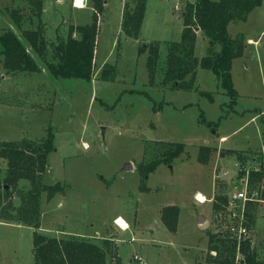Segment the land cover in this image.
Listing matches in <instances>:
<instances>
[{"label": "rangeland", "instance_id": "374dc122", "mask_svg": "<svg viewBox=\"0 0 264 264\" xmlns=\"http://www.w3.org/2000/svg\"><path fill=\"white\" fill-rule=\"evenodd\" d=\"M42 1L49 50L43 59L29 51L40 73L7 74L0 60V143L40 142L48 128L55 135V151L48 156L42 184L58 183L62 190L52 199L42 194L39 232L57 239L87 240L99 247H105L102 242L107 240L123 264H215L208 236L226 230L224 205L214 211L215 197L227 200L245 187L242 168L264 171V3L247 22L229 27L231 37L242 35L249 44L243 57L232 63L238 98L230 106L209 70L197 68L189 91L164 84L169 45L181 39L182 15L187 2L195 0H146L137 39L121 30L124 7L133 8L137 0H107L89 82L54 78L46 67L57 63L52 49L66 40L69 26L91 24L92 4ZM14 10L21 13L20 28L10 18ZM30 10L28 0H0V35L5 29L19 36L23 29H35L38 23ZM196 38L194 56L200 60L206 55L208 39L201 31ZM151 44L158 45L160 58L150 76L148 53L138 54V49ZM107 65L117 69L111 81L100 77ZM172 142L184 144L185 150L171 164L158 165L144 181L147 191H141L138 165L160 156L159 143ZM201 146L213 149L207 165L197 161ZM127 163L133 170L123 169ZM6 168L0 159V181L6 177ZM255 185L251 190L261 197L264 185L261 181ZM28 187L27 181L18 186L23 191ZM197 193L213 200L197 203ZM10 201L20 206L16 191ZM171 205L180 209L174 234L160 220L162 208ZM249 206L250 249L264 262V205ZM198 215L204 216V224L196 222ZM117 216L123 217L128 230L114 225ZM33 232L27 225L1 220L0 264H32ZM106 251L107 263L114 264L110 249Z\"/></svg>", "mask_w": 264, "mask_h": 264}, {"label": "trees", "instance_id": "16d2710c", "mask_svg": "<svg viewBox=\"0 0 264 264\" xmlns=\"http://www.w3.org/2000/svg\"><path fill=\"white\" fill-rule=\"evenodd\" d=\"M92 4V15L90 25L69 26L65 41H61L52 51L57 63H48L46 70L54 78L80 79L91 81L94 71V51L96 37L100 28V19L105 12L106 0H88ZM263 0H195L187 2L183 19V29L180 40L171 42L167 54V63L164 72V84L173 88L189 91L196 80V70H209L218 80L219 88L229 97V105L237 102L238 93L235 91L232 81L231 68L234 59L243 57L245 49L244 36L237 35L233 38L229 35V26L233 23L247 21L248 15L260 7ZM31 5L30 13L37 20L35 29H23L20 36L9 29L2 31L0 42L2 50L0 57L3 61V69L7 74L17 73H40L38 63L30 55V50L40 59L46 57L49 45L45 41L44 27L41 19L43 4L41 0H28ZM146 0H137L133 8L124 7L122 15L121 30L125 36L137 39L143 23L146 11ZM21 14V13H20ZM14 10L10 12V18L20 28L21 16ZM201 31L203 37L208 39L206 55L202 59L194 56L196 45V32ZM78 33L79 38L74 39L73 34ZM147 55V71L155 73L159 61V47L151 44L138 49V54L144 52ZM117 69L115 66L107 65V69L101 72L103 81L114 79ZM189 78L188 82L187 79ZM212 101L210 94H205ZM210 123H208L209 125ZM215 125V124H213ZM46 136L40 142L23 139L20 141H4L0 143V159L6 162V177L0 181V221L9 220L15 224L27 225L34 229L32 235L33 263L32 264H109L107 263V251L110 249V259L114 264H123L116 255L115 249L107 240L102 243L105 247L80 240L66 237L57 239L41 234L40 230V199L44 192L52 199L61 186L42 184V175L46 172L48 156L55 151V135L52 129L46 130ZM160 156L152 163L139 164L137 169L141 175L139 188L147 191L144 181L156 167L162 163L171 164L172 160L178 158L184 149L182 143H159ZM213 152L211 147L201 146L197 161L201 165H207ZM244 173L240 171V176ZM29 183L28 189L18 188L21 182ZM261 181L264 185V171H251L249 183L253 187ZM21 199V204L14 207L10 200L15 193ZM226 203L225 196L215 197L213 210L220 211ZM180 209L178 206L163 207L160 212L162 224L174 234L178 229V217ZM249 219L251 215H248ZM209 252L216 251V257L212 258L215 264H235L237 243L229 238H222L220 234H209ZM250 241L240 245L239 251L242 255V264H264L258 259L257 254L251 251ZM106 249V250H105Z\"/></svg>", "mask_w": 264, "mask_h": 264}, {"label": "built area", "instance_id": "2783aa9c", "mask_svg": "<svg viewBox=\"0 0 264 264\" xmlns=\"http://www.w3.org/2000/svg\"><path fill=\"white\" fill-rule=\"evenodd\" d=\"M74 6L76 5L75 0H73ZM79 7V6H77ZM244 173V185L245 187H241L234 191L233 194L229 195V197L226 200V203L224 204L223 208V214H224V220L226 223V230L225 233H220V236L222 238L227 237L229 240H233L237 243V253L236 255L239 256L240 251V245L244 242H249L251 240V232H252V225H250L249 217L250 214L249 208L250 203H259L261 205H264V194L261 195V197H258V192H252L251 190L253 188L252 185L249 183V177L251 170H246L245 168H242L241 170ZM255 172H261L260 170H255ZM264 189V188H263ZM201 194L197 193L194 195V200L197 203L203 204L206 202H210L213 200V198L207 199L202 195V198H199ZM226 198V196H225ZM120 218L116 219L114 221V225L119 227L121 230H128L129 225L123 221V223L119 222ZM251 243V242H250ZM251 245V244H250ZM209 255L214 258L216 257V251L212 250L210 251ZM238 256H235V264H242L243 259H239ZM135 259L138 261L140 260L139 257H135Z\"/></svg>", "mask_w": 264, "mask_h": 264}, {"label": "water", "instance_id": "95a60500", "mask_svg": "<svg viewBox=\"0 0 264 264\" xmlns=\"http://www.w3.org/2000/svg\"><path fill=\"white\" fill-rule=\"evenodd\" d=\"M123 169H124L125 171H128V170L131 171V170H133V169H132V165L129 164V163L125 164L124 167H123ZM196 222H197L198 224H204V222H205V218H204V216H203V215H198L197 218H196Z\"/></svg>", "mask_w": 264, "mask_h": 264}, {"label": "crops", "instance_id": "0c3cea01", "mask_svg": "<svg viewBox=\"0 0 264 264\" xmlns=\"http://www.w3.org/2000/svg\"><path fill=\"white\" fill-rule=\"evenodd\" d=\"M42 1V0H41ZM88 1V0H87ZM107 1V0H106ZM262 3H264V0H263V2ZM42 4H43V1H42ZM262 5V4H261ZM43 6H44V4H43ZM261 7V6H260ZM76 8H77V6H76ZM79 8V7H78ZM253 12V11H252ZM252 12L248 15V19H249V16L252 14ZM248 19H247V21H248ZM247 21H245V22H247ZM44 23V22H43ZM230 27V26H229ZM261 35H262V38H264V29L262 30V33H261ZM247 39V38H246ZM248 41H252L251 39H247ZM262 40V39H261ZM248 44V43H247ZM247 44H246V46H247ZM249 45V44H248ZM1 61H2V58L0 59ZM2 66H3V61H2ZM4 71V70H3ZM5 72V71H4ZM4 171H5V169H4ZM172 206V205H171ZM118 218H123V217H121V216H117V217H115V218H113V223H114V221L116 220V219H118ZM127 224V223H126ZM179 227V226H178ZM177 231H178V229H177ZM107 233H109V232H107Z\"/></svg>", "mask_w": 264, "mask_h": 264}, {"label": "bare ground", "instance_id": "6f19581e", "mask_svg": "<svg viewBox=\"0 0 264 264\" xmlns=\"http://www.w3.org/2000/svg\"><path fill=\"white\" fill-rule=\"evenodd\" d=\"M199 198H202V195H200ZM119 222H120V223H123V219L120 218Z\"/></svg>", "mask_w": 264, "mask_h": 264}]
</instances>
